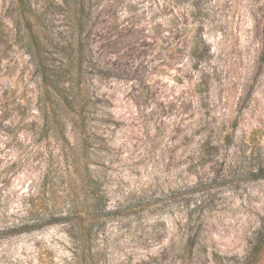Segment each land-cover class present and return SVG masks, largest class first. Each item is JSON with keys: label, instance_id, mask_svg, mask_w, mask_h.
Segmentation results:
<instances>
[{"label": "rangeland", "instance_id": "374dc122", "mask_svg": "<svg viewBox=\"0 0 264 264\" xmlns=\"http://www.w3.org/2000/svg\"><path fill=\"white\" fill-rule=\"evenodd\" d=\"M29 2L52 62L87 48L78 110L116 213L90 251L66 224L0 237V264L246 261L264 230V0ZM40 94L18 3L0 0V229L26 213L50 153L61 159Z\"/></svg>", "mask_w": 264, "mask_h": 264}, {"label": "trees", "instance_id": "16d2710c", "mask_svg": "<svg viewBox=\"0 0 264 264\" xmlns=\"http://www.w3.org/2000/svg\"><path fill=\"white\" fill-rule=\"evenodd\" d=\"M16 1L25 23L28 48L41 84V131L44 136H54L61 142L62 154L59 160L58 155L50 153L37 192L29 193L26 198V213L3 214L2 219L7 222L0 229V237L39 230L49 224H66L72 240L83 245L82 251H90L87 245L92 242L97 229L116 210L109 206L103 177L91 168L88 142L84 136L86 124L82 111L78 110L83 103L80 79L88 51L79 41L75 52L76 65L73 66L71 60H61L59 64L52 62L46 55L45 41L35 28V11L29 0ZM71 110L75 112V116L71 118L72 125L78 129L76 145L72 144L68 136V113ZM263 172L264 168L257 169L260 177H264ZM188 241V249L192 251L195 239L190 236ZM263 250L264 230L256 236L246 261L242 264H257Z\"/></svg>", "mask_w": 264, "mask_h": 264}]
</instances>
